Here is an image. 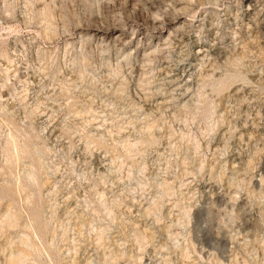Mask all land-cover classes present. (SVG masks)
<instances>
[{
  "label": "rangeland",
  "instance_id": "1",
  "mask_svg": "<svg viewBox=\"0 0 264 264\" xmlns=\"http://www.w3.org/2000/svg\"><path fill=\"white\" fill-rule=\"evenodd\" d=\"M0 264H264V0H0Z\"/></svg>",
  "mask_w": 264,
  "mask_h": 264
},
{
  "label": "clouds",
  "instance_id": "2",
  "mask_svg": "<svg viewBox=\"0 0 264 264\" xmlns=\"http://www.w3.org/2000/svg\"><path fill=\"white\" fill-rule=\"evenodd\" d=\"M194 2H195V0H187V4H188L189 6H191ZM193 15H194V14H193Z\"/></svg>",
  "mask_w": 264,
  "mask_h": 264
}]
</instances>
